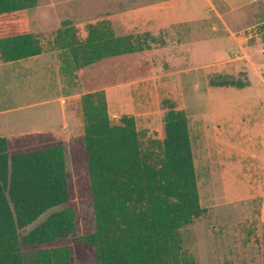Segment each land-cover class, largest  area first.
Segmentation results:
<instances>
[{
  "label": "rangeland",
  "instance_id": "374dc122",
  "mask_svg": "<svg viewBox=\"0 0 264 264\" xmlns=\"http://www.w3.org/2000/svg\"><path fill=\"white\" fill-rule=\"evenodd\" d=\"M172 1L168 7L186 22L114 25L108 17L118 12L114 0H38L33 9L0 16V37L11 30L31 33L46 52L12 64L0 61V106L12 112L0 121L10 134H20L11 139L9 153L63 144L71 194L68 205L21 234L65 207L76 210L78 235L96 229L84 89L75 72L64 71L55 38L64 21L84 40L88 24L108 20L117 35L150 32L156 38L148 55L151 76L106 89L111 117H135L143 150L160 153L153 141L163 138L162 101H175L188 116L200 202L208 213L181 230L183 250L197 264H264V165L260 157H249L260 153L264 141V0ZM168 2L133 0L146 6ZM231 79L249 85L219 86ZM47 127L58 133H38Z\"/></svg>",
  "mask_w": 264,
  "mask_h": 264
},
{
  "label": "trees",
  "instance_id": "16d2710c",
  "mask_svg": "<svg viewBox=\"0 0 264 264\" xmlns=\"http://www.w3.org/2000/svg\"><path fill=\"white\" fill-rule=\"evenodd\" d=\"M38 0H0V16L37 7ZM83 40L70 20L57 31L64 71L75 72L81 98L85 146L96 229L78 235L77 213L65 207L71 194L63 144L10 155L0 138V264H197L183 250L181 230L208 213L200 202L187 113L171 99L165 110L160 153L144 151L135 117L114 120L106 89L151 76L149 52L156 38L117 35L108 20L87 25ZM31 33L0 37V60L40 56ZM221 87L245 88L226 80ZM70 239L69 243H63ZM58 245L48 247L51 244Z\"/></svg>",
  "mask_w": 264,
  "mask_h": 264
},
{
  "label": "crops",
  "instance_id": "0c3cea01",
  "mask_svg": "<svg viewBox=\"0 0 264 264\" xmlns=\"http://www.w3.org/2000/svg\"><path fill=\"white\" fill-rule=\"evenodd\" d=\"M125 0L118 2V0H114V2L117 5V9L118 12H114L110 15H108V17L110 18V20H112V18L114 20H112L111 22L115 25V21H123L124 23L126 22L128 25H130V23L132 24L131 26H135L137 24H151L154 26H169V25H175V24H179L182 22H186L184 21V15L182 16V14L176 12V11H171L170 7L171 6L170 3H172V0H169L170 2H168V4L166 5H158V4H153V5H143L140 4L138 5V3H133V0H128V2H124ZM110 4V3H109ZM46 56V52L44 51V53L40 56H36V57H32V58H41ZM32 58H28V59H32ZM27 60V59H25ZM1 61V60H0ZM22 61V60H20ZM3 61H1L2 64ZM6 63H11L12 62H6ZM12 66V65H11ZM44 67L40 68L39 74L42 76V74H44ZM249 85V84H248ZM247 87V86H246ZM242 89V88H241ZM85 92H83L82 96L84 95ZM11 110H6L4 108H2L0 106V118L11 114ZM6 127L8 129H6ZM11 131L9 129V127L7 125H4L1 121H0V138L2 137H6L9 141V145L11 144V139L15 136H19L20 134H10ZM39 134H48V135H53L58 133V131L54 128H49L47 127L45 130H40L38 132ZM260 139V137H259ZM249 157H260V160L263 161V165H264V141L263 144L260 143V153L258 154L257 151H251L249 154ZM263 190V192H262ZM261 193L264 194V188H261Z\"/></svg>",
  "mask_w": 264,
  "mask_h": 264
}]
</instances>
